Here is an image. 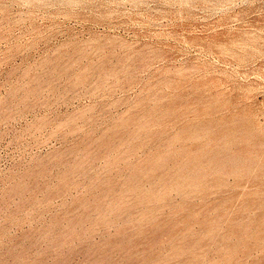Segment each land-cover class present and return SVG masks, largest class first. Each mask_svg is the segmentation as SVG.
I'll return each mask as SVG.
<instances>
[{"label":"rangeland","instance_id":"obj_1","mask_svg":"<svg viewBox=\"0 0 264 264\" xmlns=\"http://www.w3.org/2000/svg\"><path fill=\"white\" fill-rule=\"evenodd\" d=\"M262 151L264 0H0V264H264Z\"/></svg>","mask_w":264,"mask_h":264},{"label":"bare ground","instance_id":"obj_2","mask_svg":"<svg viewBox=\"0 0 264 264\" xmlns=\"http://www.w3.org/2000/svg\"><path fill=\"white\" fill-rule=\"evenodd\" d=\"M231 119L233 120V118H231ZM235 122H236V121H235ZM240 122H241V121H240ZM228 123H229V122H228ZM231 123H232V122H231ZM236 123H237V122H236ZM144 124H145V123H144ZM144 124L142 123V126H143ZM223 124H224V123H223ZM226 124H227V123H226ZM226 124H225V125H226ZM199 125H201V124H199ZM205 125H206V124H205ZM231 125H232V124H231ZM121 126H122V125H120V128H121ZM125 126H126V128H127L128 125H125ZM144 126H145V125H144ZM202 126H203V125H202ZM207 126H208V125H207ZM229 126H230V125H229ZM233 126H234V125H233ZM123 127H124V126H123ZM139 127H140V126H139ZM197 127H199V126H197ZM197 127H196V128H197ZM200 127H201V126H200ZM245 127H246V126H245ZM140 128H141V127H140ZM140 128L137 129V130H140ZM142 128H143V130H144V127H142ZM146 128H147V127H146ZM146 128H145V129H146ZM194 128H195V127H194ZM208 128H209V127H208ZM208 128H207V129H208ZM242 128L244 129V127H242ZM116 129H117V128H115V130H116ZM185 129H187V128H185ZM201 129H202V127H201ZM209 129H210V128H209ZM222 129H223V128H222ZM234 129H235V128H234ZM243 129H242V130H243ZM248 129H249V128H248ZM120 130H121V129H120ZM128 130H129V129H128ZM134 130H135V129H134ZM190 130L192 131L193 129H190ZM202 130H203V129H202ZM223 130H225V128H224ZM239 130H240V129H239ZM246 130H247V129H246ZM116 131L118 132V129H117ZM129 131H130V130H129ZM135 131H136V130H135ZM191 131H188V132H190L189 134H191V136H192V132H191ZM193 131H194V130H193ZM199 131H200V130H198L197 133H199ZM240 131H241V130H240ZM251 131H252V130H251ZM111 132H112V130H111ZM136 132H137V131H136ZM136 132H135V133H136ZM204 132H205V131H204ZM204 132H203V134H204ZM222 132H223V131H222ZM224 132H225V131H224ZM236 132H237V131H236ZM238 132H239V131H238ZM246 132H247V131H246ZM248 132H249V131H248ZM122 133H123V132H122ZM122 133H121V134H122ZM131 133H132V131H130L129 134H131ZM135 133H132V135H134ZM139 133H140V132H139ZM195 133H196V132L194 131V134H195ZM205 133L207 134L208 132L206 131ZM218 133H220V132H218ZM218 133H217V134H218ZM243 133H244V132H243ZM108 134H109V133H108ZM140 134H141V133H140ZM184 134H186V132H185ZM189 134H188V135H189ZM206 134H205V135H206ZM240 134H241V132H240ZM138 135H139V134H137V136H138ZM223 135H224V134H223ZM237 135H238V133H237ZM246 135H247V134H246ZM108 136H110V135H108ZM108 136H107V137H108ZM115 136H116V135H115ZM130 136H131V135H130ZM191 136H190V137H191ZM201 136H203V135H201ZM239 136H240V135H239ZM239 136H238V139H239ZM253 136H254V135H253ZM133 137H134V136H133ZM175 137H176V136H175ZM188 137H189V136H187V138H188ZM192 137H193V136H192ZM195 137H196V135H195ZM195 137H194V138H195ZM224 137H225V136H224ZM236 137H237V136H236ZM243 137H244V136H243ZM243 137H240V138H243ZM245 137H246V136H245ZM245 137H244V138H245ZM255 137H256V136H255ZM171 138H172V137H171ZM196 138H198V135H197ZM225 138H226V137H225ZM191 139H192V138H191ZM220 139H221V138H220ZM233 139H235V138H233ZM236 139H237V138H236ZM238 139H237V140H238ZM221 140H222V139H221ZM224 140H225V139H224ZM239 140H240V139H239ZM241 140H242V139H241ZM246 140H247V139H246ZM103 141H104V140H103ZM225 141H226V140H225ZM231 141H232V140H231ZM233 141H236V140H233ZM244 141H245V140H244ZM104 142H105V141H104ZM106 142H107V141H106ZM106 142H105V143H106ZM216 142H219V140L217 141V139H216ZM237 142H238V141H237ZM239 142H240V141H239ZM100 143H101V142H100ZM107 143H108V142H107ZM107 143H106V144H107ZM167 143H168V142H167ZM212 143H213V142H212ZM212 143H211V144H212ZM242 143H243V142H242ZM245 143H246V141H245ZM253 143H255V142H253ZM169 144H170V143H169ZM206 144H207V143H206ZM220 144H221V143H220ZM225 144H226V142H225ZM250 144H252V142H251ZM257 144H258V143H257ZM101 145H102V144H101ZM199 145H200V144H199ZM213 145H214V144H213ZM221 145H223V144H221ZM228 145H229V144H228ZM243 145H244V144H243ZM252 145H253V144H252ZM254 145H255V144H254ZM258 145H259V144H258ZM258 145H257V146H258ZM106 146H107V145H106ZM106 146H105V147H106ZM163 146H164V145H163ZM204 146H205V145H204ZM216 146H219V145H216ZM224 146H225V145H224ZM224 146H223V148L227 149V147H228L227 144H226L227 147H226V146L224 147ZM239 146H240V145H239ZM171 147H172V146H171ZM253 147H254V146H253ZM261 147H262V144H261ZM261 147H260V148H261ZM100 148H101V147H100ZM166 148H167V145H166ZM166 148H165V149H166ZM213 148H214V147H213ZM213 148H212V149H213ZM221 148H222V147H221ZM246 148H248V147H245V149H246ZM103 149H105V148H103ZM163 149H164V148H163ZM197 149H198V148H197ZM251 149H253V148L251 147ZM167 150H168V149H167ZM169 150H170V149H169ZM174 150H175V149H174ZM195 150H196V149H195ZM208 150H209V149H208ZM210 150H211V149H210ZM210 150H209L208 152H211ZM216 150H217V149H216ZM216 150H215V151H216ZM220 150H221V149H219V152H221ZM254 150H255V149H254ZM254 150H253V151H254ZM90 151H92V150H90ZM184 151H185V150H184ZM202 151H203V150H202ZM202 151H201V148H200V151H199V152H202ZM213 151H214V150H213ZM213 151H212V152H213ZM258 151L261 152V150H258ZM87 152H88V151H87ZM95 152H96V151H95ZM97 152H98V151H97ZM100 152H101V150H100ZM170 152H172V151H170ZM170 152H169V154L171 155ZM189 152H190V151H189ZM191 152H192V151H191ZM203 152H204V151H203ZM217 152H218V150H217ZM241 152H242V151H241ZM254 152H255V151H254ZM262 152H264V151H262ZM160 153H161V152H160ZM162 153H163V151H162ZM221 153H222V152H221ZM223 153H225V152H224V149H223ZM223 153H222V154H223ZM247 153H248V152H247ZM247 153H246V154H247ZM249 153H250V152H249ZM85 154H86V153H85ZM88 154H89V153H88ZM90 154H91V153H90ZM96 154H97V153H96ZM165 154H168V153L165 152ZM193 154H194V153H193ZM195 154H196V153H195ZM204 154H205V152H204ZM206 154H207V153H206ZM206 154H205V155H206ZM209 154H210V153H209ZM244 154H245V153H244ZM94 155H95V154H94ZM97 155H98V154H97ZM160 155H161V154H160ZM162 155H163V154H162ZM197 155H198V154H197ZM205 155L202 154V157H204ZM211 155H212V154H211ZM211 155H210V156H211ZM214 155H216V154H214ZM217 155L220 156V153L217 154ZM217 155H216V156H217ZM233 155H234V154H233ZM154 156H155V155H154ZM167 156H168V155H167ZM171 156H172V155H171ZM173 156H174V153H173ZM194 156H195V155H194ZM200 156H201V155H200ZM200 156H199V158H200ZM223 156H224V155H223ZM235 156H236V158H237V155H235ZM250 156H251V155H250ZM254 156H255V154H254ZM262 156H263V159H264V155H262ZM84 157H85V155H84ZM163 157H164V159H165V156H163ZM169 157H170V156H169ZM212 157H214V156H211V158H212ZM217 157H218V156H217ZM225 157H226V156H225ZM225 157H224V158H225ZM227 157H228V155H227ZM231 157H232V156H231ZM241 157H242V156H241ZM256 157H257V155H256ZM260 157H261V156H260ZM93 158H94V157H93ZM159 158H160V157H159ZM161 158H162V156H161ZM167 158H168V157H167ZM167 158H166V159H167ZM186 158H187V157H186ZM191 158H192V157H191ZM199 158H198V159H199ZM208 158H209V157H208ZM214 158H215V157H214ZM234 158H235V157H234ZM234 158L232 157V160H233ZM254 158H255V157H253V159H254ZM89 159H90V158H89ZM95 159H96V158H95ZM153 159H154V157H153ZM166 159H165L164 161H166ZM169 159H171V158H169ZM174 159H175V158H174ZM174 159H173V160H174ZM198 159H197V160H198ZM215 159H216V158H215ZM219 159H220V158H219ZM222 159H223V158H222ZM229 159H230V158H229ZM237 159H240V156H239V158H237ZM247 159H248V158H247ZM247 159H245V160H247ZM256 159L260 160L258 157H257ZM263 159H261V160H263ZM86 160H87V159H86ZM187 160H188V159H187ZM194 160H195V158H194ZM202 160H204V159L202 158ZM225 160H226V159H224V162H225ZM227 160H228V159H227ZM242 160H243V159H242ZM258 160H257V161H258ZM79 161H80V160H79ZM79 161H78V162H79ZM81 161H82V160H81ZM88 161H89V160H88ZM148 161H149V160H148ZM164 161H163V162H164ZM170 161H171V160H170ZM198 161H199V160H198ZM207 161H210V160L208 159ZM214 161H215V160H214ZM218 161H219V160H218ZM229 161H230V160H229ZM236 161H237V160H236ZM252 161H253V160H252ZM263 161H264V160H263ZM82 162H83V161H82ZM192 162H193V161H192ZM201 162H202V164H203V161H201ZM201 162H200V163H201ZM205 162H206V160H205ZM215 162H217V161H215ZM219 162H221V160H220ZM219 162H218V163H219ZM222 162H223V160H222ZM230 162H231V161H230ZM230 162H229V163H230ZM233 162H235V161L233 160ZM233 162H232V164H233ZM238 162H239V161H238ZM240 162H241V161H240ZM242 162H243V161H242ZM249 162H250V160H249ZM258 162H259V161H258ZM153 163H155L154 160H153ZM157 163H158V161H157ZM164 163H165V162H164ZM167 163H168V162H167ZM190 163H191V161H190ZM195 163H196V162H195ZM206 163H207V164H203V166H204V165H208V164H210V162H209V163L206 162ZM213 163H214V162H213ZM213 163H211V164H213ZM236 163H237V162H236ZM255 163H256V162H255ZM259 163H261V162H259ZM79 164H81V163H79ZM143 164H144V163H143ZM160 164H162V163H160ZM174 164H175V163H174ZM188 164H189V163H188ZM188 164H187V165H188ZM216 164H217V163H216ZM216 164H215V167H216ZM219 164H220V163H219ZM225 164H226V163H225ZM227 164H228V161H227ZM237 164H238V163H237ZM239 164H240V163H239ZM248 164H249V163H248ZM256 164H257V163H256ZM83 165H84V164H83ZM83 165H82V166H83ZM141 165H142V164H141ZM149 165H150V164H149ZM149 165H148V167H149ZM151 165H152V164H151ZM155 165H156V164H155ZM155 165H154V166H155ZM169 165H170V164H169ZM169 165H168V166H169ZM172 165H173V164H172ZM191 165H192V163H191ZM194 165H195V164H194ZM196 165H197V164H196ZM196 165H195V166H196ZM213 165H214V164H213ZM213 165H212V167H213ZM242 165H243V164H242ZM242 165L240 164L239 166H242ZM253 165H254V163H253ZM253 165H251V166H253ZM260 165H261V164H260ZM154 166H153V167H154ZM156 166H157V165H156ZM159 166H160V165H159ZM162 166H163V164H162ZM173 166H174V165H173ZM178 166H179V165H178ZM188 166H189V165H188ZM195 166H193V167H195ZM198 166H199V163H198ZM198 166H197V167H198ZM227 166H228V165H227ZM244 166H245V165H244ZM261 166H262V165H261ZM141 167L143 168V165H142ZM148 167H147V168H148ZM166 167H167V165H166ZM179 167H180V166H179ZM185 167H186V166H184L183 169H184ZM197 167H195V168H197ZM210 167H211V166H210ZM215 167H214V168H215ZM221 167H223V166H221ZM221 167H220V168H221ZM224 167H226V166H224ZM247 167H249V165H248ZM247 167H246V168H247ZM259 167H260V166L258 165V167H256V168H259ZM77 168H78V167H77ZM158 168H159V167H158ZM158 168H156V169H158ZM161 168H162V167H161ZM161 168H160V169H161ZM187 168H188V167H187ZM200 168H201V167H200ZM200 168H198V169L200 170ZM203 168H204V167H203ZM214 168H213V169H214ZM234 168H236V167H234ZM240 168H241V167H240ZM242 168H243V166H242ZM246 168H245V169L243 168V169L245 170V172H246ZM78 169H79V168H78ZM145 169H146V168H145ZM174 169H175V168H174ZM176 169H178V168H176ZM205 169H207V168H205ZM209 169H210V168H208V170H209ZM232 169H233V168H232ZM232 169H231V170H232ZM243 169H242V170H243ZM261 169H262V168H261ZM261 169H259V171H260ZM42 170H43V169H42ZM148 170H150V168H149ZM154 170H155V169H154ZM162 170H163V169H162ZM170 170H171V169H170ZM178 170H179V169H178ZM178 170H177V171H178ZM180 170H182V169L180 168ZM187 170H188V169H187ZM190 170H191V169H190ZM193 170H194V169H193ZM193 170H192V171H193ZM199 170H198V171H199ZM203 170H204V169H203ZM234 170L237 172L236 169H234ZM240 170H241V169H240ZM240 170H238V171H240ZM244 170H243V171H244ZM248 170L251 172V169H250V168H249ZM248 170H247V172H248ZM256 170H258V169H256ZM263 170H264V169H263ZM137 171H138V170H137ZM141 171H142V170H141ZM146 171H147V170H146ZM146 171H145V172H146ZM171 171H172V170H171ZM173 171H174V170H173ZM175 171H176V170H175ZM185 171H186V169H185ZM194 171L196 172L197 170H194ZM194 171H193V172H194ZM232 171H233V170H232ZM235 171H233V172H235ZM253 171H254V170H253ZM253 171H252V172H253ZM134 172H135V171H134ZM148 172H149V171H148ZM157 172H160V171H157ZM168 172H169V174H170V171H168ZM180 172H181V171H180ZM183 172H184V171H183ZM186 172H188V171H186ZM190 172H191V171H190ZM193 172H192V174H193ZM202 172H203V171H201V172H199V173H202ZM217 172L220 173V171H216V173H217ZM230 172H231V171H230ZM233 172H232V174H233ZM247 172H246V173H247ZM252 172H251V174H253ZM256 172H257V171H256ZM153 173H155V172H153ZM164 173H165V172H164ZM175 173H176V172H175ZM181 173H182V172H181ZM197 173H198V172H197ZM197 173H196V175H197ZM221 173H222V172H221ZM226 173H227V172H226ZM241 173L243 174V172H241ZM260 173H262V174L264 175V171H263V172H260ZM260 173L258 174L259 176H261ZM132 174H133V173H132ZM135 174H136V173H135ZM139 174L141 175V172H140ZM143 174H144V173H143ZM149 174H151V173H149ZM166 174H167V173H166ZM169 174H167V175H169ZM173 174H174V173H173ZM184 174H185V173H184ZM189 174H190V173L188 172V175H189ZM203 174H204V172H203ZM208 174H209V173H208ZM212 174H214V173H212ZM237 174H239V173L237 172ZM248 174H249V173H248ZM254 174H255V172H254ZM159 175H160V174H159ZM185 175L187 176V174H185ZM196 175H193V176L195 177ZM216 175H217V174H216ZM218 175H219V174H218ZM222 175H223V174H222ZM222 175H220V176H222ZM233 175H234V174H233ZM246 175H247V174H246ZM246 175H244V176H246ZM249 175H250V174H249ZM256 175H257V174H256ZM164 176H165V174H164ZM170 176H175V175H170ZM181 176H182V175H181ZM181 176H180V177H181ZM205 176H207V174H206ZM213 176H214V175H213ZM220 176H218V178H219ZM223 176H224V175H223ZM223 176H222V177H223ZM236 176H237V175H236ZM241 176H242V175H241ZM244 176L242 177L243 179H244ZM250 176H251V175H250ZM143 177H144V176H143ZM147 177H148V176H147ZM149 177H150V175H149ZM182 177H183V176H182ZM184 177H185V176H184ZM189 177H190V175H189ZM189 177H188V178H189ZM199 177H200V174H199L198 178H199ZM203 177H204V176H203ZM237 177H238V176H237ZM253 177H254V175H253ZM261 177H262V176H261ZM140 178H141V176H140ZM140 178H139V179H140ZM161 178H162V177H161ZM166 178H167V176H166ZM169 178H170V177H169ZM169 178H167V179H169ZM188 178H187V179H188ZM198 178H197V179H198ZM206 178H208V177H206ZM206 178H205V179H206ZM246 178H247V177H246ZM133 179H134V178H133ZM150 179H151V178H150ZM150 179H149V180H150ZM172 179H174V178L172 177ZM190 179H191V178H190ZM190 179H189V180H190ZM193 179H194V178H193ZM200 179H202V178L200 177ZM203 179H204V178H203ZM205 179H204V180H205ZM209 179H210V177L208 178V180H209ZM211 179H212V177H211ZM144 180H145V179H144ZM181 180H182V179H181ZM189 180H187V181H189ZM198 180H199V179H198ZM204 180H203V181H204ZM219 180H220V179H219ZM127 181H129V180H127ZM131 181H132V180H131ZM131 181H130V182H131ZM135 181H136V180H135ZM152 181H153V180H152ZM156 181H157V179H156ZM156 181H155V182H156ZM164 181H165V180H164ZM171 181H172V180H170V182H171ZM174 181H175V180H174ZM182 181H183V180H182ZM194 181H196V178H195ZM200 181H201V180H200ZM205 181L207 182V180H205ZM222 181H223V180H222ZM158 182H159V176H158ZM170 182H169V183H170ZM176 182H178V181H177V178H176ZM179 182H180V180H179ZM184 182H185V178H184ZM184 182H183V183H184ZM189 182H190V181H189ZM192 182H193V181H192ZM127 183H128V182H126V184H127ZM137 183H139V182H137ZM159 183H160V182H159ZM161 183L163 184V182H161ZM183 183H181V184L184 185ZM193 183H194V182H193ZM130 184H131V183H130ZM130 184H129V185H130ZM132 184H133V182H132ZM156 184H157V182H156ZM165 184H166V182H165ZM181 184H180V185H181ZM189 184H190V183H189ZM207 184H209V183H207ZM207 184H206V188H207ZM223 184H224V183H223ZM127 185H128V184H127ZM129 185H128V187H130ZM136 185H137V184H136ZM140 185H141V184H140ZM175 185H176V184H175ZM180 185H179L178 187L181 188L182 185H181V186H180ZM198 185H199V184H198ZM198 185H197V186H198ZM217 185H218V184L216 183V186H217ZM221 185H222V184H221ZM141 186H142V185H141ZM157 186H158V185H157ZM191 186H193V184H192ZM201 186H202V185H201ZM219 186H220V184H219ZM128 187H127V188H128ZM136 187H137V186H136ZM136 187H135V188H136ZM139 187H140V186L138 185V188H136V190L139 189ZM142 187H143V186H142ZM167 187H168V186H167ZM167 187H165V188H167ZM178 187H176V188H178ZM183 187H184V186H183ZM188 187H189V186H188ZM198 187H200V186H198ZM124 188H126V186H125ZM131 188H132V187H131ZM157 188H158V187H157ZM163 188H164V186H163ZM171 188H172V187H171ZM173 188H174V187H173ZM185 188H186V187H185ZM217 188H218V187H217ZM111 189H112V188H111ZM129 189H130V188H129ZM160 189H161V188H160ZM174 189H175V188H174ZM178 189H179V188H178ZM207 189H208V188H207ZM18 190H19V189H18ZM112 190H113V189H112ZM112 190H110V192H111ZM123 190H125V189H123ZM143 190H144V189H143ZM155 190H156V189H155ZM158 190H159V188H158ZM168 190H169V189H168ZM202 190H203V189H202ZM133 191H134V190H133ZM139 191H140V189H139ZM149 191H150V190H149ZM152 191H154V190H152ZM178 191H181V190H178ZM108 192H109V191H108ZM130 192H131V191H130ZM156 192H157V191H156ZM162 192H164V191H162ZM162 192H161V193L157 192V193H159V194L162 195ZM167 192H168V191H167ZM123 193H124V191H123ZM127 193H128V192H127ZM141 193H142V191H141ZM143 193H144V191H143ZM143 193H142V194H143ZM153 193H154V192H153ZM168 193H169V192H168ZM106 194H107V193H106ZM130 194H132V193H130ZM133 194L135 195L136 193H133ZM133 194H132V195H133ZM139 194H140V193H139ZM148 194H149V193H148ZM154 194H156V193H154ZM109 195H110V194H109ZM109 195H108L107 197H109ZM120 195H122V194H120ZM145 195H146V194H145ZM168 195H169V194H168ZM112 196H113V195H112ZM123 196H124V195H123ZM139 196H141V194H140ZM150 196H151V197L154 196V198H155V195H151V194H150ZM164 196H165V193H164ZM164 196H163V198H164ZM101 197H102V196H101ZM110 197H111V196H110ZM147 197H148V196H147ZM161 197H162V196H161ZM165 197H166V196H165ZM119 198H120V196H119ZM123 198H124V197H123ZM136 198H137V196H136ZM143 198H145V197H143ZM143 198H142V199H143ZM149 198H150V197H149ZM101 199H102V198H101ZM124 199H125V198H124ZM130 199H131V198H130ZM138 199H139V198H138ZM142 199H141V201H142ZM152 199H153V198H152ZM155 199H156V198H155ZM161 199H162V198H161ZM161 199H160V200L156 199V200H158V202H159V201L161 202ZM228 199H229V198H228ZM98 200H99V199H98ZM121 200H122V199H121ZM125 200H126V199H125ZM128 200H129V199H128ZM143 200H145V199H143ZM219 200H220V199H219ZM219 200H218V201H219ZM232 200H233V199H232ZM83 201H84V200H83ZM85 201H86V200H85ZM136 201H138V200H136ZM127 202H129V201H127ZM134 202H135V201H134ZM148 202H149V201L147 200V203H148ZM150 202H151V201H150ZM155 202H156V201H155ZM158 202H157V203H158ZM160 202H159V203H160ZM162 202H163V201H162ZM162 202H161V203H162ZM216 202H217V201H216ZM233 202H234V201H233ZM80 203H81V202H80ZM88 203H89V202H88ZM93 203H94V202H93ZM120 203H121V202H120ZM124 203H125V201H124ZM144 203H145V202H144ZM151 203L154 204V201L151 202ZM214 203H215V200H214ZM82 204H83V202H82ZM94 204H95V203H94ZM94 204H93V206H94ZM121 204L123 205V203H121ZM121 204H119V205H121ZM129 204H130V202H129ZM137 204H138V203H136V205H137ZM140 204H141V203H140ZM217 204H218V203H217ZM227 204H229V203H227ZM84 205H85V204H84ZM91 205H92V204H91ZM96 205H97V204H96ZM101 205H102V204H101ZM158 205H159V204H158ZM208 205H209V204H208ZM225 205H226V204H225ZM82 206H83V205H82ZM82 206H81V207H82ZM128 206H129V205H128ZM210 206L213 207L214 205H210ZM226 206H227V205H226ZM86 207H87V206H86ZM86 207H84V208H86ZM160 207H162V206H160ZM160 207H159V209H160ZM187 207H188V206H187ZM221 207H222V205H221ZM79 208H80V207H79ZM94 208H95V207H94ZM99 208H100V207H99ZM108 208H109V207H108ZM111 208H112V207H111ZM125 208H126V207H125ZM129 208H130V207H129ZM184 208H185V207H184ZM184 208H183V211H184ZM209 208H210V207H209ZM209 208H208L207 210H209ZM82 209H83V208H82ZM92 209H93V207H92ZM92 209H91V210H92ZM100 209H101V208H100ZM103 209H104V208H103ZM103 209H102V211H103ZM105 209H106V208H105ZM105 209H104V211H105ZM112 209H114V208H112ZM119 209H120V208H119ZM157 209H158V208H157ZM157 209H156V211H157ZM159 209H158V210H159ZM219 209H220V208H219ZM221 209H222V208H221ZM128 210H129V209H127V211H128ZM154 210H155V209H154ZM154 210H151V211L154 212ZM179 210H180V208H179ZM185 210H186V209H185ZM210 210H211V209H210ZM215 210H216V209H215ZM226 210H227V209H226ZM226 210H225V211H226ZM236 210H237V209H236ZM241 210H242V209H241ZM89 211H90V210H89ZM114 211H116V209H115ZM156 211H155V212H156ZM164 211H165V210H164ZM173 211H174V210H173ZM175 211H176V210H175ZM175 211H174V212H175ZM183 211H182V212H183ZM186 211H187V210H186ZM191 211H192V210H191ZM203 211H204V209H203ZM231 211H232V210H231ZM234 211H235V210H234ZM92 212H93V211H92ZM105 212H106V211H105ZM112 212H113V211H112ZM117 212H118V209H117ZM119 212H120V210H119ZM188 212H189V211H188ZM222 212H223V211H222ZM103 213H104V212H103ZM107 213L109 214V213H111V211L109 210ZM107 213H106V215H107ZM172 213H173V212H172ZM217 213H218V212H217ZM240 213H241V212H240ZM82 214H83V213H82ZM147 214H148V213H147ZM151 214H153V213H151ZM175 214H177V213H175ZM185 214H187V213H185ZM193 214H194V213H193ZM75 215H77V214H75ZM118 215H119V214H118ZM148 215H150V214H148ZM153 215H154V214H153ZM157 215H158V214H157ZM167 215H169V214H167ZM172 215H173V214H172ZM172 215H171V216H172ZM190 215H191V214H190ZM226 215H227V214H226ZM77 216H78V215H77ZM84 216H85V214H84ZM104 216H105V215H104ZM104 216H103V217H104ZM110 216H112V215H110ZM151 216H152V215H150V217H151ZM162 216H163V215H162ZM174 216H175V215H174ZM174 216H173V217H174ZM238 216H239V215H238ZM100 217L102 218L101 215H100ZM106 217H107V216H106ZM142 217H143V216H142ZM144 217H145V216H144ZM152 217H154V216H152ZM164 217H165V216H164ZM166 217H167V216H166ZM169 217H170V215H169ZM186 217H187V216H186ZM191 217H193V216H191ZM223 217H224V216H223ZM71 218H72V217H71ZM75 218H76V216H75ZM77 218H78V217H77ZM77 218H76V219H77ZM107 218H109V217H107ZM107 218H105V219H107ZM162 218H163V217H162ZM73 219H74V218H73ZM102 219H103V218H102ZM102 219H101V220H102ZM139 219H140V218H139ZM172 219H173V218H172ZM71 220H72V219H71ZM147 220H149V219H147ZM150 220H151V219H150ZM158 220H160V219L158 218ZM163 220H164V219H163ZM241 220H242V219H241ZM78 221H80V220H78ZM145 221H146V219H145ZM152 221H153V219H152ZM243 221H244V220H243ZM243 221H241V222H243ZM262 221H263V220H262ZM104 222H106V221L104 220ZM104 222H103V223H104ZM146 222H147V221H146ZM148 222H149V221H148ZM154 222H155V221H154ZM160 222H162V221H160ZM229 222H230V221H229ZM236 222H237V221H236ZM238 222H239V221H238ZM256 222H257V221H256ZM258 222H259V221H258ZM162 223H163V222H162ZM162 223H160V225H161ZM169 223H170V222H169ZM171 223H172V221H171ZM207 223H208V222H207ZM207 223H206V224H207ZM233 223H235V222L233 221ZM244 223L247 224L246 221H245ZM158 224H159V223H158ZM175 224H176V223H175ZM178 224H179V223H178ZM242 224H243V223H242ZM130 225H131V224H130ZM139 225H140V224H139ZM150 225H151V224H150ZM156 225H157V224H156ZM156 225H155V226H156ZM186 225H187V224H186ZM208 225H209V223H208ZM247 225H248V224H247ZM253 225H254V224H253ZM253 225H252V226H253ZM144 226H145V225H144ZM152 226H153V225H152ZM169 226H170V225H169ZM147 227H148V226H147ZM205 227H206V226H205ZM262 227H263V226H262ZM136 228H138V227H136ZM139 228H140V227H139ZM167 228H168V226H167ZM238 228H239V227H238ZM245 228H246V227H245ZM248 228H249V226H248ZM142 229H143V226H142ZM163 229H164V228H163ZM184 229H185V228H184ZM191 229H192V228H191ZM239 229H240V228H239ZM251 229H252V228H251ZM151 230H153V228H152ZM159 230H160V229H159ZM170 230H171V229H170ZM246 230H247V229H246ZM149 231H150V229H149ZM160 231H161V230H160ZM184 231H185V230H184ZM187 231H188V230H187ZM243 231H244V230H243ZM126 232H127V231H126ZM130 232H131V231H130ZM135 232H136V231H135ZM138 232H140V231H138ZM151 232H153V231H151ZM157 232H159V231H157ZM162 232H163V231H162ZM168 232H169V231H168ZM190 232H191V231H190ZM155 233H156V232H155ZM160 233H161V232H160ZM165 233H166V232H165ZM122 234H123V233H122ZM122 234H121V235H122ZM124 234H125V233H124ZM124 234H123V235H124ZM186 234H187V233H186ZM186 234H185V235H186ZM208 234H209V233H208ZM154 235H155V234H154ZM154 235H152V236H154ZM164 235H165V234H164ZM185 235H184V236H185ZM187 235H190V237H191V233H190V234H187ZM124 236H125V235H124ZM131 236H132V235H131ZM149 236H151V235H149ZM159 236H160V235L158 234V237H159ZM168 236H169V235H168ZM138 237H139V236H138ZM141 237H143V235H142ZM152 238H153V237H152ZM152 238H148V242H149V239L152 240ZM224 238H225V237H224ZM135 239H136V238H135ZM167 239H168V238H167ZM182 239H183V238H182ZM190 239H191V238H190ZM190 239H189V240H190ZM131 240H132V239H131ZM139 240H140V239H139ZM170 240H171V238H170ZM176 240H177V239H176ZM187 240H188V239H187ZM187 240H185V243H186ZM183 241H184V240H183ZM144 242H145V241H144ZM153 242H154V240H153ZM170 242H171V241H170ZM170 242H169V243H170ZM179 242H180V241H179ZM179 242H177V243L179 244ZM145 243H146V242H145ZM145 243H144V244H145ZM183 243H184V242H183ZM185 243H184V244H185ZM190 243H191V242H190ZM131 244H132V243H131ZM137 244H138V243H137ZM153 244H156V243H153ZM172 244H173V243H172ZM141 245H143V243H142ZM174 245H175V244H174ZM174 245H172V246H174ZM109 246H110V245H109ZM147 246H148V245H147ZM170 246H171V245H170ZM176 246H177V245H176ZM191 246H192V245H191ZM105 247H106V246H105ZM105 247H104V248H105ZM154 247H155V245H154ZM189 247H190V246H189ZM192 247H193V246H192ZM108 248H110V247H108ZM121 248H122V247H121ZM129 248H130V250H131V247H129ZM149 248H151V247H149ZM125 249H126V248H125ZM154 249H155V248H154ZM177 249H178V248H177ZM179 249H180V248H179ZM140 250H141V249H140ZM180 250H181V249H180ZM124 251H125V250H124ZM189 253H190V252H189ZM191 253H192V251H191ZM191 253H190V254H191ZM93 254H94V253H93ZM93 254H92V255H93ZM139 254H140V253H139ZM139 254H138V255H139ZM92 255H91V256H92ZM135 255H136V254H135ZM105 256H106V255H105ZM124 256H125V255H124ZM132 256H134V255H132ZM141 256H142V255H141ZM141 256H140V258H141ZM178 256H179V255H178ZM183 256H184V255H183ZM188 256H189V255H188ZM190 256H191V255H190ZM194 256H196V255H194ZM106 257H107V256H106ZM125 257H126V256H125ZM129 257H130V256H129ZM137 257H138V256H137ZM133 258H134V257H133ZM166 258H167V257H166ZM185 258H186V257H185ZM92 259H95V258H92ZM98 259H99V257H98ZM128 259H129V258H128ZM135 259H136V257H135ZM177 259H178V258H177ZM181 259H182V257H181ZM88 260H89V259H88ZM132 260H133V259H132ZM157 260H158V259H157ZM174 260H175V259H174ZM178 260H179V259H178ZM89 261H90V260H89ZM89 261H88V262H89ZM162 261H163V259H162ZM181 261H182V260H181ZM190 261H192V260L190 259ZM83 263H84V262H83ZM85 263H87V262H85ZM95 263H96V262H95ZM95 263H94V264H95ZM128 263H129V262H128ZM130 263H131V261H130ZM132 263H133V262H132ZM160 263H161V262H160ZM192 263H193V262H192ZM192 263H191V264H192ZM88 264H89V263H88ZM91 264H92V263H91ZM113 264H114V263H113ZM158 264H159V263H158ZM185 264H186V263H185Z\"/></svg>","mask_w":264,"mask_h":264}]
</instances>
